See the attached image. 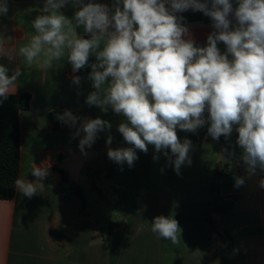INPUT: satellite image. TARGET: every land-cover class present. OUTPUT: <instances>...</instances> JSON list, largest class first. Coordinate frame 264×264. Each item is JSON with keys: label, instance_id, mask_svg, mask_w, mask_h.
<instances>
[{"label": "crops", "instance_id": "0c3cea01", "mask_svg": "<svg viewBox=\"0 0 264 264\" xmlns=\"http://www.w3.org/2000/svg\"><path fill=\"white\" fill-rule=\"evenodd\" d=\"M44 3L8 0L7 14L0 15V64L9 68V75L21 69L12 95H31L30 108L20 116L19 180L33 183L36 189L30 198L17 189L13 200H0V264H264V188L260 186L264 171L247 170L237 143V126L219 140L208 135V123L195 132L177 129L181 142L191 141V164L182 165L179 174L170 149L165 156L148 145L147 153L135 150L138 158L132 166L119 164L109 177V148L133 146L118 131L119 124L127 122L122 114L110 106L105 112L86 103L95 91L89 78L92 69L86 78L73 72L67 50L50 70H42L35 61L29 66L19 55L35 34L32 21ZM102 3L111 8L113 0ZM60 11L71 19L76 8L68 3ZM177 15L188 28L185 38L205 46L214 31L212 20L207 22L203 12L193 9ZM229 19L235 26L234 16L230 14ZM65 30L78 33L75 24L66 25ZM218 47L226 52L223 42ZM93 63H97L95 55ZM75 76L80 77L78 85L73 83ZM65 110L80 118L75 127L57 120ZM95 118L111 127L98 132L92 146L82 152L79 142L84 133H75L84 119ZM227 148L229 169L224 168L227 177L216 196ZM34 166L46 169L48 175L42 180L35 177ZM61 170L67 172L68 182H63ZM238 177L244 180L239 186ZM227 205L231 206L228 211ZM157 216L178 221V243L151 231ZM115 223L122 226L107 242L105 234Z\"/></svg>", "mask_w": 264, "mask_h": 264}, {"label": "clouds", "instance_id": "9594fccd", "mask_svg": "<svg viewBox=\"0 0 264 264\" xmlns=\"http://www.w3.org/2000/svg\"><path fill=\"white\" fill-rule=\"evenodd\" d=\"M68 3L76 8L71 19L60 11ZM237 3L233 8L230 0H113L110 8L94 0H45L41 14L32 21L35 34L19 55L29 66L35 61L42 70H50L67 50L73 72L95 55L97 63L90 65L89 75L95 91L86 103L105 112L110 106L127 121L119 124L118 131L133 147L107 152L118 164L132 166L138 158L135 150L147 153L148 145H153L165 156L170 149L179 174L182 165L191 164V141L181 142L177 129L195 132L208 123V135L214 140L230 136L236 125L247 170L264 171V0ZM188 9L212 20L214 31L205 46L185 38L188 28L177 13ZM7 12L8 0H0V15ZM72 24L82 26L87 38L65 30ZM218 42H223L226 52H221ZM8 73L9 68L0 64V104L14 94L21 69ZM73 83L78 85L80 77H73ZM78 119L68 110L57 116L70 127ZM106 127L110 123L100 118L84 119L75 133H84L80 150L90 148ZM34 168L35 177L42 180L48 175L46 169ZM243 183V178L236 179L237 186ZM260 186L264 188V179ZM16 187L23 196L36 194L33 183L17 180ZM151 231L173 244L180 240L178 221L170 216L155 217Z\"/></svg>", "mask_w": 264, "mask_h": 264}, {"label": "trees", "instance_id": "16d2710c", "mask_svg": "<svg viewBox=\"0 0 264 264\" xmlns=\"http://www.w3.org/2000/svg\"><path fill=\"white\" fill-rule=\"evenodd\" d=\"M94 2L102 3L103 0H94ZM234 8V0H230ZM86 3V1H85ZM206 21L211 22V18L206 16ZM78 34L85 36L83 27H78ZM92 56L89 57L88 64L79 70L81 77L86 78L91 70ZM31 105V95H9L6 100L0 104V200H13L17 193L16 181L19 180L21 168V112L28 110ZM119 169V164L110 161L109 177H112ZM63 182H68L67 172L60 171ZM89 172V170H88ZM97 173V172H96ZM97 175V174H96ZM220 180L215 187L216 196L219 194V188L227 177L224 167L219 171ZM96 187V184H94ZM78 194L82 197L80 189L76 188ZM85 203L83 199V204ZM231 209L230 205L226 206V211ZM122 226L121 223L111 225L106 234L105 239L109 242L112 233Z\"/></svg>", "mask_w": 264, "mask_h": 264}, {"label": "water", "instance_id": "95a60500", "mask_svg": "<svg viewBox=\"0 0 264 264\" xmlns=\"http://www.w3.org/2000/svg\"><path fill=\"white\" fill-rule=\"evenodd\" d=\"M86 3L89 2V0H85ZM229 159H230V149L227 148L226 152H225V157H224V160H223V163H224V168L226 171H228L229 169Z\"/></svg>", "mask_w": 264, "mask_h": 264}]
</instances>
